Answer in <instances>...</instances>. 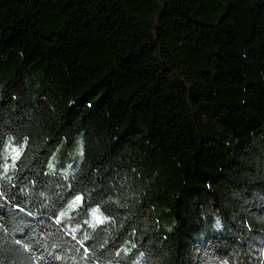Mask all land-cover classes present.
Segmentation results:
<instances>
[{
    "label": "trees",
    "instance_id": "1",
    "mask_svg": "<svg viewBox=\"0 0 264 264\" xmlns=\"http://www.w3.org/2000/svg\"><path fill=\"white\" fill-rule=\"evenodd\" d=\"M8 138V264H264V0H0ZM72 188L85 221L57 224Z\"/></svg>",
    "mask_w": 264,
    "mask_h": 264
},
{
    "label": "rangeland",
    "instance_id": "2",
    "mask_svg": "<svg viewBox=\"0 0 264 264\" xmlns=\"http://www.w3.org/2000/svg\"><path fill=\"white\" fill-rule=\"evenodd\" d=\"M27 82L30 85V88H35L37 86V83L33 82V80H30L29 78H27ZM31 99L32 101H35V95L31 94ZM21 146H23L21 143L15 142L12 138H8L6 140L5 147L2 151H0V159H2V161L5 163L9 162L14 154L13 149H16L20 155L19 149H21ZM83 147V137H78L75 140L72 148L69 150L66 148L65 144L58 146L48 163V172L51 174L60 175L62 179L69 181L75 173L77 164L81 161V155L83 157ZM12 169V167L9 168V173ZM64 211L68 213L67 216L62 218V220L66 222V225L80 224L85 221L83 218H80L79 220V215L75 216V213L78 210L73 212L69 210L68 207H66ZM102 221H105V219Z\"/></svg>",
    "mask_w": 264,
    "mask_h": 264
},
{
    "label": "snow or ice",
    "instance_id": "3",
    "mask_svg": "<svg viewBox=\"0 0 264 264\" xmlns=\"http://www.w3.org/2000/svg\"><path fill=\"white\" fill-rule=\"evenodd\" d=\"M13 153H14L13 156L11 157L10 161L7 162V163L3 162L2 159H0V176H2L4 179H9V168L10 167L14 168L16 166V159L19 156V152L16 149H13ZM13 187H15V185H13ZM2 188H3V185H0V189H2ZM74 191H75L74 188L70 189L68 191V195L66 197H62L61 199H64V200L68 201L67 207H68L69 210H71L73 212H75L77 210H82V211L86 212L87 211V206H85V204H84L83 196L80 195V194H77V195L73 196V192ZM68 197H72V199L68 200ZM20 211H23V209H20ZM99 211L100 210H99L98 207L97 208H93L92 211H91V215H92L93 219L96 221L97 224H100V223L103 222L101 220L100 216L98 215ZM27 215L31 216L32 213L28 212ZM67 215H68V213L65 212V211L60 212V215L56 217V223L57 224L63 223L62 218L67 216ZM215 227L218 228V229L221 227V224H220L219 220H217ZM85 239H87V237H85ZM15 243L17 245H21L23 251H25V252L28 251L30 244H34L37 247H39L41 245V241H39V240L32 241L30 239H26L23 244H21V239H16ZM133 248H135V245H133ZM85 251H87V249H85ZM117 254L119 255V253H117ZM132 255H139V256L143 257L144 256V252H140L139 250H137V252L136 253H132ZM129 259H131V255L129 256ZM0 264H8V258L4 257V256H0ZM134 264H138V261L134 262ZM224 264H227V262H224Z\"/></svg>",
    "mask_w": 264,
    "mask_h": 264
}]
</instances>
